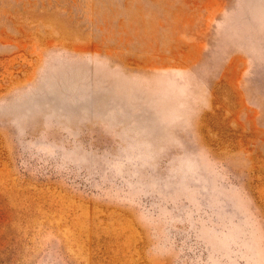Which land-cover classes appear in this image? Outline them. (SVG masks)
I'll use <instances>...</instances> for the list:
<instances>
[{"label":"rangeland","instance_id":"rangeland-1","mask_svg":"<svg viewBox=\"0 0 264 264\" xmlns=\"http://www.w3.org/2000/svg\"><path fill=\"white\" fill-rule=\"evenodd\" d=\"M0 264H264V0H0Z\"/></svg>","mask_w":264,"mask_h":264}]
</instances>
